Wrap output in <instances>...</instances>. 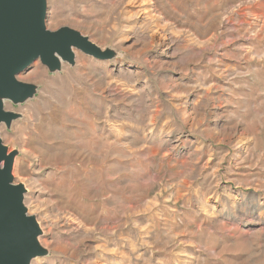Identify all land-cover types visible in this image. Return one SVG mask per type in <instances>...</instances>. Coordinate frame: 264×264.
Masks as SVG:
<instances>
[{
    "label": "rangeland",
    "instance_id": "obj_1",
    "mask_svg": "<svg viewBox=\"0 0 264 264\" xmlns=\"http://www.w3.org/2000/svg\"><path fill=\"white\" fill-rule=\"evenodd\" d=\"M47 27L113 55L5 102L32 264H264V0H48Z\"/></svg>",
    "mask_w": 264,
    "mask_h": 264
},
{
    "label": "water",
    "instance_id": "obj_2",
    "mask_svg": "<svg viewBox=\"0 0 264 264\" xmlns=\"http://www.w3.org/2000/svg\"><path fill=\"white\" fill-rule=\"evenodd\" d=\"M47 20L48 0H0V127L18 118L5 109L6 101L20 104L35 96L36 87L19 77L37 61L57 72L75 64L76 52L99 61L113 55L71 28L50 31ZM15 156L0 134V264H32L45 251L40 224L25 205L26 189L14 182Z\"/></svg>",
    "mask_w": 264,
    "mask_h": 264
},
{
    "label": "bare ground",
    "instance_id": "obj_3",
    "mask_svg": "<svg viewBox=\"0 0 264 264\" xmlns=\"http://www.w3.org/2000/svg\"><path fill=\"white\" fill-rule=\"evenodd\" d=\"M39 241H40V239H39ZM41 243V242H40ZM64 248V247H63ZM73 250V249H72ZM64 251V250H63Z\"/></svg>",
    "mask_w": 264,
    "mask_h": 264
}]
</instances>
